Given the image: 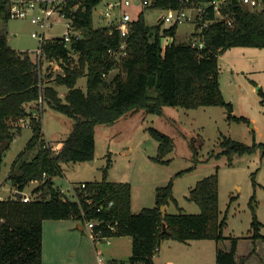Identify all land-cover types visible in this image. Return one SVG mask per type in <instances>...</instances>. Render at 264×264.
<instances>
[{"label":"trees","instance_id":"1","mask_svg":"<svg viewBox=\"0 0 264 264\" xmlns=\"http://www.w3.org/2000/svg\"><path fill=\"white\" fill-rule=\"evenodd\" d=\"M101 1L66 0L68 10L78 4L74 24L81 29L82 36L73 37L69 44L62 38L45 43L47 57L60 60L64 70L52 78L51 73H40L28 51L18 50L8 43L2 23L10 18L9 1L0 0V146L6 139L10 140V145L21 133L19 120L29 114L28 104L39 102L40 98L72 118V129L67 136L58 139L63 145L56 151L44 137L41 116L30 119L32 135L14 160L9 178L22 193L32 181L38 184L28 200L17 198L16 193L13 197L0 198V264H43V220L46 218H75L84 226L87 220L95 219L99 222L94 229H101L103 236H130L131 255L125 260L113 258L108 264H155L156 248L164 238L182 241L226 238L223 230L227 213L221 214L217 172L202 177L190 189L189 198L199 204L200 211H167L165 215L161 206L169 205L171 200L178 202L173 195L172 179L156 188L155 206L134 212L132 183L108 179L110 162L103 168L102 179L85 180V186L76 187L77 199L65 198L55 186L54 176L62 173L63 162L94 158L97 124L114 122L124 113L140 108L162 113L165 105L221 104L226 106L229 118L249 121L244 115L233 114V103L223 95L219 54L234 45L264 46V6L251 8L239 0H230L225 12L233 16V23L212 22L204 29L205 43L201 49L187 40L175 39L179 24L161 29V21L152 26L142 10L129 22L125 37L128 54L115 59L108 50L119 45L124 37L114 23L94 26V9ZM180 4L181 0H150L148 5L162 9ZM168 35L173 36V40L164 44L163 37ZM116 67L119 71L107 80L106 75ZM84 73L87 89L77 85ZM56 84L67 86L64 97ZM152 87L156 89L154 93L150 92ZM150 132L159 142L160 153L153 158L167 161L162 154L174 148L172 136L155 127H150ZM35 144H39L36 154L25 158L26 149ZM219 145L221 152L230 155V163L233 152L243 154L257 147L264 152V142L247 144L226 135ZM2 155L3 152L0 168ZM234 198L232 196L231 200ZM250 204L253 207L252 237L264 239L252 199ZM238 240L232 237L228 249L218 246V264H241L236 257ZM254 252L255 248L250 251Z\"/></svg>","mask_w":264,"mask_h":264},{"label":"rangeland","instance_id":"2","mask_svg":"<svg viewBox=\"0 0 264 264\" xmlns=\"http://www.w3.org/2000/svg\"><path fill=\"white\" fill-rule=\"evenodd\" d=\"M108 1L102 0L94 9V26L116 23L123 12L133 17L144 11L147 22L154 26L161 22L164 10L143 5L141 0H132L129 5L118 4L112 8L111 15L102 18L107 10ZM121 1V0H120ZM123 1V0H122ZM165 22L161 29L169 27ZM8 43L18 50L32 51L38 46V39L32 35L36 26L28 19L10 17L2 23ZM154 28V27H153ZM194 25L186 21L178 26L176 40H186L192 34ZM63 28L57 29L61 35ZM48 33H52L49 30ZM50 35V34H49ZM173 36H164L163 43H169ZM77 57L78 55L75 54ZM57 61L46 60L43 75L51 73L55 77L63 68ZM220 82L223 95L233 103V114L244 115L246 120L228 117L226 106L221 104L185 107L165 105L162 113L148 112L144 108L127 112L111 123H100L95 128L96 148L93 159L73 160L62 163V173L54 176L56 187L68 192L75 199L70 189L71 184L85 180L102 179L103 168L110 162L107 178L130 181L132 183L134 212L143 207L156 205V188L166 185L172 179L173 200L169 212L200 211L199 204L189 198L190 189L202 177L218 173L219 204L221 214L227 213L224 226V239L215 238L189 239L164 238L162 249L156 254V261L163 264H218L216 249L219 244L231 245L232 237L240 238L238 250L244 253L254 244L253 207L261 232L264 234V152L257 147L252 152L230 155L221 152L219 145L224 135L241 140L247 144L264 142V46L234 45L219 54ZM119 68L110 71L106 78L110 80ZM47 78V77H46ZM45 78V79H46ZM50 78V79H52ZM49 79V78H48ZM77 85L87 89V74L81 75ZM60 95L64 97L67 86L56 84ZM155 87L150 89L151 93ZM30 105V104H29ZM32 116L42 118L43 134L49 145L67 136L72 129V118L53 108L46 101L31 102ZM28 119V118H27ZM21 133L8 144L3 151L0 168V197L15 196L16 185L9 178V173L18 153L26 148L32 135L31 126H21ZM150 127L158 128L172 136L174 148L162 154L167 161L153 158L159 152L158 140L151 134ZM51 143H50V142ZM39 149V144L26 149L25 158H32ZM188 169V170H187ZM184 170L183 173H178ZM38 184L32 181L25 188L31 190ZM254 197L252 198V196ZM235 196L233 200L231 197ZM167 210V207H166ZM80 221V220H79ZM43 264H108L112 258H127L132 252V241L126 235L110 237L111 242L93 240L89 229L78 226L75 218H46L43 220ZM260 255L264 257V241L260 245ZM162 254V256H161Z\"/></svg>","mask_w":264,"mask_h":264},{"label":"built area","instance_id":"3","mask_svg":"<svg viewBox=\"0 0 264 264\" xmlns=\"http://www.w3.org/2000/svg\"><path fill=\"white\" fill-rule=\"evenodd\" d=\"M9 1V14L14 18H25L30 20L35 26L36 30L32 32V35L38 39V46L35 50L28 51L32 58L38 64L40 73L43 75L42 70L46 67L45 61H57V59H49L44 49L45 43L49 39L56 40L62 38L67 44H69L73 37H81L82 31L74 24V18L76 16V10L78 4L73 5L69 10L66 9V0H8ZM240 3L248 5L251 8H262L264 6V0H239ZM143 5H148L150 0H141ZM230 0H205L196 2L194 0H181V4L178 7L162 8L164 12L159 16L163 23L167 22L170 25L181 24L186 21H191L194 25L192 34L186 39L193 46L201 49L204 47V29L208 27L212 22L223 20L227 24L233 23V16L225 12L226 6ZM132 0H119L117 2L108 1L107 10L103 12L105 17L111 15L112 8L118 4L129 5ZM133 16L125 11L121 15L118 22L114 23L116 28L120 31V34L124 39L117 46H111L109 48L110 55L115 59H120L122 56L128 54V44L125 39L130 29V20ZM112 23V22H111ZM63 28V33L59 35L57 29ZM52 30V33H48ZM50 34V35H49ZM59 65L60 60L57 62ZM62 66V65H61ZM63 68V67H62ZM42 103V98L39 99ZM21 126H30V119L21 118L19 120ZM52 146V145H51ZM52 148L56 151L54 146ZM86 185L85 181L71 184V191L75 199H77L76 187H83ZM64 191V189H61ZM65 198L69 196V193L64 192ZM23 200H28L30 196L23 192L21 195ZM112 203V201H111ZM99 221L95 219L87 220L85 225L89 229L90 236L93 240H109L110 237L101 235V229L96 231L94 226ZM158 247L156 248V251Z\"/></svg>","mask_w":264,"mask_h":264},{"label":"crops","instance_id":"4","mask_svg":"<svg viewBox=\"0 0 264 264\" xmlns=\"http://www.w3.org/2000/svg\"><path fill=\"white\" fill-rule=\"evenodd\" d=\"M102 18H105V16H104V14H103V12H102ZM190 36V35H189ZM188 36V37H189ZM188 37H187V39H188ZM30 104V105H29ZM28 104V111H29V113H30V111L31 110H33V108L32 107H30L31 106V103H29ZM24 118H28L29 119V114H27ZM50 142V141H49ZM51 143V142H50ZM55 144L53 145L52 144V146H54L55 147V149H60L61 147H62V145H63V141L62 140H58V141H56V142H54ZM111 180V179H110ZM76 183H78V182H76ZM56 186V185H55ZM62 189V188H61ZM15 191L17 192V189H15ZM133 191V190H132ZM24 192H25V190H24ZM0 198H2V197H0ZM168 209H169V205H167V211H168ZM77 220V219H76ZM78 226L80 227V228H84L85 226L78 220ZM262 233V232H261ZM127 236V235H126ZM112 237H114V236H112ZM128 238L132 241V239H131V237L130 236H128ZM244 238H251L252 239V242H253V244H254V246L250 249V250H247L246 252H244V253H239V248H238V245H239V241H240V238H239V240H238V244H237V251H236V257H237V260L241 263V264H264V257H262L261 255H260V252H259V249H260V245H261V243H263V241H264V239L263 238H256V239H254L253 237H252V234H250V235H248V236H245ZM106 242L107 243H110L111 242V240H110V238H109V240H106ZM218 246H221V247H223V248H225V249H228L229 247H230V245L229 246H227V244H225V245H221V244H219ZM218 248V247H217ZM253 248H255V252L254 253H250V251L253 249ZM162 249V243L160 244V246H158V250L156 251V253H155V255H154V261H155V264H163L164 262L162 261V262H158V261H156L155 259H156V254L158 253V252H160V250ZM131 255V254H130ZM129 255V256H130ZM128 256V257H129ZM161 256H162V254H161ZM127 257V258H128ZM116 259H122V258H119V257H115ZM127 258H124V260L125 259H127ZM113 259V258H112Z\"/></svg>","mask_w":264,"mask_h":264},{"label":"water","instance_id":"5","mask_svg":"<svg viewBox=\"0 0 264 264\" xmlns=\"http://www.w3.org/2000/svg\"><path fill=\"white\" fill-rule=\"evenodd\" d=\"M107 1V0H106ZM10 140L9 139H6L2 142L1 146H0V153H2L4 151V149L6 148V146L9 144ZM16 195H17V198H20L21 195H22V191L20 190H17L16 192ZM166 207L167 205L163 204L161 206V210H162V214L165 215L167 213V210H166ZM166 223L164 222L163 223V229L166 230Z\"/></svg>","mask_w":264,"mask_h":264}]
</instances>
